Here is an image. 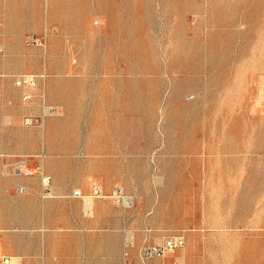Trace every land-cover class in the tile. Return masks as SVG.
Here are the masks:
<instances>
[{
  "label": "rangeland",
  "instance_id": "1",
  "mask_svg": "<svg viewBox=\"0 0 264 264\" xmlns=\"http://www.w3.org/2000/svg\"><path fill=\"white\" fill-rule=\"evenodd\" d=\"M0 246L264 264V0H0Z\"/></svg>",
  "mask_w": 264,
  "mask_h": 264
},
{
  "label": "built area",
  "instance_id": "2",
  "mask_svg": "<svg viewBox=\"0 0 264 264\" xmlns=\"http://www.w3.org/2000/svg\"><path fill=\"white\" fill-rule=\"evenodd\" d=\"M97 194H99V189L97 188L94 190V193L90 196L83 195L79 190L75 191V195L82 197L84 199L85 204L86 202H89L90 198L97 196ZM114 196L115 198H117L118 201L124 200L123 191L119 188L115 189ZM184 243H185V239L183 236H173L167 238L160 246L149 247L146 249V251L148 254L166 256L167 253L172 252L177 248L184 246ZM0 264H14V261L11 256L4 255L0 257Z\"/></svg>",
  "mask_w": 264,
  "mask_h": 264
},
{
  "label": "bare ground",
  "instance_id": "3",
  "mask_svg": "<svg viewBox=\"0 0 264 264\" xmlns=\"http://www.w3.org/2000/svg\"><path fill=\"white\" fill-rule=\"evenodd\" d=\"M87 196V195H86ZM93 206V199L90 198L89 202H86V209H91V207ZM2 245V244H1ZM1 248V247H0ZM3 256V255H2ZM167 257V256H165Z\"/></svg>",
  "mask_w": 264,
  "mask_h": 264
},
{
  "label": "crops",
  "instance_id": "4",
  "mask_svg": "<svg viewBox=\"0 0 264 264\" xmlns=\"http://www.w3.org/2000/svg\"><path fill=\"white\" fill-rule=\"evenodd\" d=\"M1 248H2V246H0ZM1 248H0V250H1ZM1 253V252H0ZM6 256H8V255H6Z\"/></svg>",
  "mask_w": 264,
  "mask_h": 264
}]
</instances>
